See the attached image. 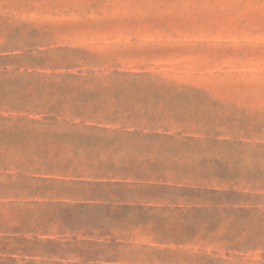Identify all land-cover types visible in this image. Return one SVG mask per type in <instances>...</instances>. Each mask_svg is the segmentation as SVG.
<instances>
[{
	"label": "trees",
	"instance_id": "16d2710c",
	"mask_svg": "<svg viewBox=\"0 0 264 264\" xmlns=\"http://www.w3.org/2000/svg\"><path fill=\"white\" fill-rule=\"evenodd\" d=\"M95 57L0 54V264L264 259V141L200 127L202 91Z\"/></svg>",
	"mask_w": 264,
	"mask_h": 264
},
{
	"label": "rangeland",
	"instance_id": "374dc122",
	"mask_svg": "<svg viewBox=\"0 0 264 264\" xmlns=\"http://www.w3.org/2000/svg\"><path fill=\"white\" fill-rule=\"evenodd\" d=\"M10 49H79L96 70L162 74L204 93L203 129L264 141V0H0V54Z\"/></svg>",
	"mask_w": 264,
	"mask_h": 264
}]
</instances>
